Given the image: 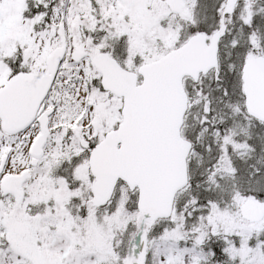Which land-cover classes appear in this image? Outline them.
I'll use <instances>...</instances> for the list:
<instances>
[{
	"label": "snow or ice",
	"instance_id": "1",
	"mask_svg": "<svg viewBox=\"0 0 264 264\" xmlns=\"http://www.w3.org/2000/svg\"><path fill=\"white\" fill-rule=\"evenodd\" d=\"M0 264H264V0H0Z\"/></svg>",
	"mask_w": 264,
	"mask_h": 264
}]
</instances>
